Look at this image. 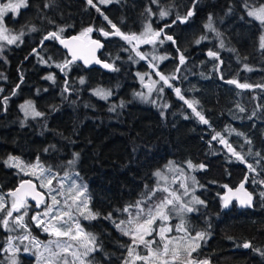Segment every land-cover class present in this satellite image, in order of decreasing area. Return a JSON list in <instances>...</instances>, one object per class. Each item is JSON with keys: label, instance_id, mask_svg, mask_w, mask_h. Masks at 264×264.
<instances>
[{"label": "trees", "instance_id": "1", "mask_svg": "<svg viewBox=\"0 0 264 264\" xmlns=\"http://www.w3.org/2000/svg\"><path fill=\"white\" fill-rule=\"evenodd\" d=\"M93 4L29 0L17 19H6L20 41L0 49V193L7 196L22 181H34L8 166L9 157L25 164L39 161L58 176L78 171L97 214L82 222L96 238L92 263L125 264L131 242L117 229L126 218L124 209L134 208L156 187L155 173L165 165L191 162L204 203L185 227L193 236L206 234L193 256L209 264H264V255L254 250L264 251L263 25L248 15L264 6V0H118L109 6L93 0ZM161 11L168 14L161 17ZM189 11L193 15L186 22L177 19ZM106 16L125 35L139 34L147 25L161 32L163 43L156 48L168 57L161 72L175 78L169 80L172 87L161 86L156 103L137 95L141 92L137 58ZM209 20L215 31L206 27ZM88 28L93 31L86 34L104 44L100 58L111 71L74 63L61 47L60 39ZM229 80L251 87L240 88ZM97 89L110 92V98L96 95ZM27 100L41 116L24 117L20 107ZM185 100L195 102V111ZM201 164L203 168L198 167ZM249 164L255 171L248 169ZM245 177L251 205L225 207V195L237 191ZM43 208L32 205L26 217L31 235L39 239L46 235L31 218ZM6 235L0 231V248ZM244 243L251 247L244 248ZM1 258L0 264H7ZM17 262L36 264V258L21 256Z\"/></svg>", "mask_w": 264, "mask_h": 264}, {"label": "snow or ice", "instance_id": "2", "mask_svg": "<svg viewBox=\"0 0 264 264\" xmlns=\"http://www.w3.org/2000/svg\"><path fill=\"white\" fill-rule=\"evenodd\" d=\"M106 2L107 0H100V3ZM87 3L93 7L96 6L93 4V0H87ZM22 7H27V0H7V3L0 4V40L7 39L8 43H15L19 39V36H5L7 29L4 27V17L8 12L16 13ZM167 14L168 13L165 11L160 12L161 17H164ZM192 15L193 12L189 11L185 17L181 18L178 16L177 19L182 20V22H186L187 18L191 17ZM248 15L253 16L259 20L261 24H264V7L252 9L248 12ZM105 19H107V17H105ZM109 23H111V21H109ZM206 27H208L209 30L215 31V29L212 27L211 20H209V23L206 25ZM112 28L116 29V35L121 36L129 43H131L133 40L139 39V37H136L135 35H125L124 33H121L114 24L112 25ZM32 31H36V29L32 28ZM61 31H63V29H61ZM92 31V28H88L85 30V33H81V35L83 36L86 33H90ZM109 34L110 33L108 32H103V35L106 37ZM19 35L22 36L23 32H21ZM50 35L54 38H58L56 33H52ZM142 35L145 37V43H153V38L159 37L161 33L159 31L154 32L149 25ZM217 35H219V33H217ZM73 39L78 38L74 37ZM167 39L172 40V37L168 36ZM160 42L163 43V41ZM92 43L100 46L98 41H92ZM197 43H199V41H197ZM221 46L223 45L221 44ZM261 47L264 48V36L261 37ZM137 54L141 55V59L145 58L142 54ZM73 55L75 57V53H73ZM208 55L218 59L217 54L214 52H209ZM180 61L183 63V56L180 57ZM105 67L111 66L106 64ZM158 75H160V80H162L164 84L172 87V85L169 84V80L174 79L175 77H165L159 73ZM47 79L53 78L49 76ZM81 83H84V81L81 80ZM227 83L236 84L237 87L240 88L251 87L249 84H240L235 80H229ZM151 90L152 89L150 88L149 91ZM160 91H163V88H161ZM175 92L178 96H180V99H184V97L180 95L179 88H176ZM95 94L100 96L102 99H107V97L111 95L110 92L105 91L104 89H97ZM137 95L142 99H147V97L141 93H138ZM185 103H187L189 107H193L195 102H189L185 100ZM22 108L25 110L26 114L31 111L32 115L34 116L42 115L40 112L35 111L31 102L23 105ZM240 110L244 111L243 108ZM193 111H195L194 107ZM196 114L200 117L201 121H203L205 124L208 123V121L202 115H200L199 112ZM215 138L216 137H213V139ZM221 142L226 143V141L223 140ZM227 146L238 160L244 162V158L239 153L235 152L231 148V145ZM6 163L10 167H20L21 162L15 157H9ZM69 163H74V161H70ZM25 167L30 169L29 171H25V175L34 174V171L32 170L37 167L43 169V166L39 165V162H37V165ZM173 167L174 165H170L169 170H172ZM188 167L194 168L196 166L189 162ZM198 167L203 168L204 165L201 164ZM248 169L250 171H255L251 164L248 165ZM21 170L24 171V168H21ZM180 171L182 173L183 170ZM47 172V175L37 176L36 178L41 181L40 188L49 186L47 196L49 197L50 202L46 203L45 209L42 213L34 215L31 219L36 223L37 226L44 225L43 231L49 233V235L55 237V239L48 241L46 245H43V251H39L41 242L37 241L35 238H32L30 241L31 247L37 249V251H34L31 254L36 256V264H92V262L86 258L96 250V238L92 234L86 233L80 225L79 220L73 215V211H75L84 216L85 219L96 218L97 214L88 210V198L84 195L87 187L86 185L81 186L76 184L73 181L67 187V189H65L64 180L68 178L67 174H65V177H59L58 174L52 173L50 169L47 170ZM76 175H78V173ZM155 175L164 181V185L157 183L154 189L149 190L144 199L137 201L134 205L136 208L135 214L130 212L129 208H125L124 211L129 212V216L131 218L127 221H121L119 224H117V227L120 228V230L125 235H129L133 241V245L129 248L128 252L129 257L134 256V260L131 262V264H135V261H142L143 264H157V262L158 264H177V262H179V264H209V261L199 260L193 256V253L196 252L200 247V241L206 238V234L204 232H197L195 236L191 235L189 229L185 227L183 217H181L180 223L175 227V231L178 233H183V235H166V233L172 232L173 229L171 227L165 226L163 222L169 221L173 214L192 212L195 210L193 207H190L187 203L182 201V195L188 194L187 184L183 182L181 183V187L184 189V192L182 194H178L177 191L167 186L170 182L162 172H156ZM53 180H57V187H50ZM192 181L193 184H195L194 177L192 178ZM246 182L247 177H245V181L240 184L237 191L243 190L244 183ZM25 186H27V188L31 191L32 199L36 201L37 207L45 203L44 196L41 193L35 191L36 186L32 183V181H22L16 190L7 193V196L11 197L10 205L5 199V196L0 195V213H2V215H0V226H2L7 231L24 229L25 234L17 237L21 243H23L25 240H29L30 237L28 226L26 223H24V217L28 215L27 209L29 207L26 201V197L29 193L26 191L22 192V190L25 189ZM157 191L163 192L165 195L160 198L159 202L153 203L150 207H144V205L147 204V200L151 199L152 196H155ZM231 191L232 190L229 189V192ZM261 196H264V193H261ZM57 197H61L62 199H58ZM81 197L84 198L81 199ZM224 199L225 207H227L229 198L225 197ZM192 202L196 204L204 203L202 200H199L196 197H193ZM251 202L252 194L245 192V198L240 199V204L242 206L251 205ZM169 206H171V208H169ZM14 212L20 214L14 216ZM157 219H159L162 223L160 226H158V228L154 229L152 225ZM46 220L47 223L45 222ZM122 225H127V227H122ZM154 231L157 232L158 240L157 237L146 239V237L152 236ZM72 241H76L78 246L74 245ZM139 245L144 246L143 254L136 251ZM153 245H156V247L153 248ZM243 247L249 248L251 245L249 243H244ZM254 250L260 252L261 255H264V251L259 249ZM3 251L11 254L8 257L10 264H18L16 254L19 253L21 249L19 247L13 246L12 238H9L8 247L3 249ZM23 251L25 253L29 252V246L25 245ZM69 256L71 259H69ZM125 264H130V262L125 261Z\"/></svg>", "mask_w": 264, "mask_h": 264}, {"label": "rangeland", "instance_id": "3", "mask_svg": "<svg viewBox=\"0 0 264 264\" xmlns=\"http://www.w3.org/2000/svg\"><path fill=\"white\" fill-rule=\"evenodd\" d=\"M96 1L98 2V4L100 6H109V5L117 2L118 0H107L106 3H100V0H96ZM28 2H29V0H27V6H28ZM4 3H7V1H5ZM1 4H3V3H1ZM262 7H264V6H262ZM26 8L27 7H22L16 13L8 12L5 15V17H4V27L7 29V31L5 32V36H17V35H15L14 33H12L9 30V28H8V26L6 24V19L9 16H12L14 19H17L19 17V15H20V12L22 10L26 9ZM250 17L253 18L254 20H256L257 22H259L261 24V22L259 20H257L256 18H254L253 16H250ZM106 21L109 23L110 20H109L108 17H107ZM111 23H109V24L112 25ZM262 25H263L262 36H264V24H262ZM148 26L149 25H147L141 31V33L135 35L136 37H139V39L133 40L131 43H129L128 41H126L123 38L122 39L127 42L128 46L131 49H133V52L135 54V58H137V63L136 64L138 65L139 61H142L143 62L142 68H140V67H138L136 65V68H137V70H136V76H137V79H138L139 86L141 88V92L140 93L143 94L145 97H147V99H143V100H146V101L153 100L156 103L158 101V95L163 92V91H160V89L163 88L161 86H165L166 85V84H164V82L162 80H160V75H158V73L159 74H162V72H161V65H162V63L168 57L165 54H161L159 52V50H157V48H156L157 45L161 41L160 40V36L153 38V43H145L144 42L145 37L142 34L145 32V30H146V28ZM151 28H152V26H151ZM152 30H153V28H152ZM150 36H151V34H150ZM76 37L79 38V39H81L86 45L91 44L92 41H96V39H94L91 34H85L83 36L82 35H78ZM120 38H121V36H120ZM19 41H20V39H18L15 43H8L7 39L0 40V49L2 48V46H14ZM4 44H6V45H4ZM260 44H261V41H260ZM262 49H264V48H262ZM137 53L142 54L145 58L144 59H141V55H138ZM161 58H163V59H161ZM43 65H45V66L48 67V64L45 63V62H43ZM58 67L60 69H63L64 65L63 64H59ZM141 78H143V79H141ZM150 88L152 89L151 91H149ZM110 96H108L107 99H109ZM28 102H31L32 105L34 106L35 111L38 112V110H37L34 102L31 101V100H27V101H25V102H23L21 104V107H20L21 113L26 118H36V117H38V116L32 115L31 111H29L28 114L25 113V110L22 108V106L25 105V104H27ZM20 162H21L20 163V167H16V168H18L20 170V172L25 175V171H29L30 170V169H28L25 166L37 165V162H39V161H37L34 164H25L22 161H20ZM39 165H41L40 162H39ZM170 165H174V167L172 168V170H169V166ZM21 168H24V171H22ZM180 170H183L182 173H181ZM32 171H34V174H32V175H25V176L31 177L32 179H34L35 183H37V185L40 187V182L41 181L39 179H37L36 177L37 176L47 175L48 174L47 169H45L44 167H43V169L37 167V168H35ZM194 171H195V168H189L188 165L187 166H180V165H177L176 163H172V162H170L167 165H165L161 171H158V172H162L163 175L168 178V181L170 183L167 186H169L171 189L177 191L178 194H182L184 192V189L181 187V183L183 182V183H186L187 184V186H188V194L187 195H182V201L184 203H187L190 207H193L195 209L192 212H183V213H179V214H173L171 216V218H170L169 221L163 222L165 226L171 227L173 229L172 232L166 233L167 236H182L183 233H178V232L175 231V227L180 223L181 217H183L184 224L186 225V223H187V221L189 219V216L191 214L195 213L197 211V209L199 208V206L201 205V204H196V203H193L192 202L193 201V197H196L199 200H201L200 197L197 194L198 188H199L198 182L195 179V184H193V181H192V178L193 177L195 178ZM77 173H78V171H72L70 174H67L68 175V178L64 180L65 189H67V187L73 181L76 184H79L81 186L86 185L87 190H86V192H85L84 195L88 198V210H90L92 213H94L92 211V209H91V197H90V194H89V187L87 185V182L82 178V176L79 173H78V175H76ZM59 177H65V175L64 176H59ZM156 179H157V183H160L161 185H164V181L163 180H161L157 176H156ZM48 187L49 186H46L45 188H40V190L43 193H45L47 200L42 205L44 207L43 210L33 212L32 217L34 215L38 214V213H42L44 211V209H45L46 203L50 202V199L47 196ZM50 187H57V180H53L52 185ZM0 195H4V194H1L0 193ZM164 195H165V193L160 192V191H157L156 194H155V196H152L151 199H148L147 200V204L144 205V207H150L153 203L159 202L160 198H162ZM229 195L230 194L227 193V195H225V197H227ZM4 196H5V199L7 200V202L10 205V203H11V197H8L6 195H4ZM57 198L58 199H62L61 197H57ZM83 198L84 197H81V199H83ZM224 203H225V199H224ZM27 204L29 205L27 211H29L30 210V207H32V205L29 202H27ZM42 206H39L38 209L41 208ZM169 208H171V206H169ZM129 211L132 212L133 214H135L136 208L135 207L134 208H129ZM19 214L20 213H15V212L13 213L14 216L19 215ZM125 214H126V218H125L124 221H127L131 217L129 216V212H125ZM0 215H2V213H0ZM73 215L76 216V218L79 220V223H80L81 226H82V222L92 220V219H85L84 216L80 215L79 213H77L75 211H73ZM26 217L27 216L24 217V223H26ZM65 219H67V218H65ZM45 222L47 223V220ZM57 223H59V222H57ZM161 223L162 222L159 219H157L156 222L152 225V227L154 229H156V228H158V226L161 225ZM10 224H11V221H10ZM35 225H36V223H35ZM38 227H40L42 229V232L46 235V238L45 239H39V238L33 237L31 235V233H30L29 240H25V241H23V243H21L17 239V237L22 236V235L25 234V230L24 229H17L15 231H7L2 226H0V231H2V232L4 231V232L7 233V235L4 238L5 242L3 243V246L0 248V255H2V258L1 259H3L5 262H7V264H10V262L8 260V257L11 254L3 251V249H5V248L8 247L9 238H12V244H13L14 247H19L21 249V251L16 254L17 260H18V257L20 258L21 256L35 257L36 258L35 255H32L31 254L32 252L37 251V249L31 247V243H30L31 239L32 238H35L37 241H40L41 242V246L39 247V251H43V245H46L48 243V241L55 239V237H53V236L49 235V233L43 231L44 225H40ZM122 227H127V225H122ZM82 228L84 229L83 226H82ZM117 229H118V231H119V233H120L121 236H123V237H125V238H127V239L130 240V242H131L130 247H131L133 245V241H132L131 237L129 235H125L120 230V228L117 227ZM28 230L30 231L29 228H28ZM153 237H157V232L154 231L153 234H152V236L146 237V239H152ZM62 239H66V238H62ZM157 240H158V237H157ZM72 243L74 245H77V242L76 241H72ZM95 243H96V239H95ZM25 245L29 246V248H30V251L27 252V253H25L23 251V248H24ZM152 247L155 248L156 245H153ZM81 251H82V249H81ZM136 251L139 252V253H141V254H143L144 253V246L143 245H139L137 247ZM94 253H95V251L92 252L90 254V256H88L86 259H88L91 262H93L91 257H92V255ZM69 259H71L70 256H69ZM133 260H134V256L133 257H129V255L127 256L126 261H129L130 264H131V262ZM135 264H143V262L142 261H135ZM157 264H158V262H157ZM177 264H179V262H177Z\"/></svg>", "mask_w": 264, "mask_h": 264}, {"label": "water", "instance_id": "4", "mask_svg": "<svg viewBox=\"0 0 264 264\" xmlns=\"http://www.w3.org/2000/svg\"><path fill=\"white\" fill-rule=\"evenodd\" d=\"M74 37L76 36H70L59 40L61 47L66 52L68 57L72 60V62L83 65L88 69L101 68L107 72L112 70V66L108 62L103 61L100 58V54L104 49V44L102 42L96 40L99 42L100 46H97L96 44L93 43L86 45L81 39L79 38L73 39ZM73 53H75V57ZM106 64L110 65L111 67H105ZM25 181H32V180H25ZM32 183L36 186L35 191L41 193L44 196V200L46 202L47 199L45 193L39 190L37 184L34 181H32ZM24 191L29 193L26 197V201L32 204L33 206H36V201L32 199L31 191L27 188V186H25V189L22 190V192ZM245 192H248V190L244 186L243 190L235 191L229 196H227L229 198L227 207H229L234 202L240 203V199L245 198ZM42 205L43 204H41L40 206Z\"/></svg>", "mask_w": 264, "mask_h": 264}, {"label": "flooded vegetation", "instance_id": "5", "mask_svg": "<svg viewBox=\"0 0 264 264\" xmlns=\"http://www.w3.org/2000/svg\"><path fill=\"white\" fill-rule=\"evenodd\" d=\"M234 203H237L238 205L242 206L240 203L238 202H234ZM234 203H232L231 205H233ZM225 204V203H224ZM245 206H249V205H245ZM245 206H242V207H245Z\"/></svg>", "mask_w": 264, "mask_h": 264}]
</instances>
